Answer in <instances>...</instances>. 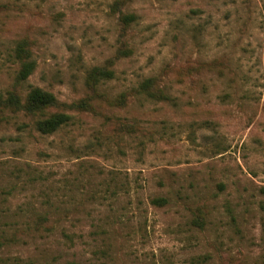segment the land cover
I'll use <instances>...</instances> for the list:
<instances>
[{"label": "rangeland", "instance_id": "rangeland-1", "mask_svg": "<svg viewBox=\"0 0 264 264\" xmlns=\"http://www.w3.org/2000/svg\"><path fill=\"white\" fill-rule=\"evenodd\" d=\"M23 39L37 66L18 84ZM103 64L111 100L69 107ZM149 76L169 100L130 91ZM15 85L72 119L44 134L39 114L0 118V264H264V0H0Z\"/></svg>", "mask_w": 264, "mask_h": 264}, {"label": "trees", "instance_id": "trees-1", "mask_svg": "<svg viewBox=\"0 0 264 264\" xmlns=\"http://www.w3.org/2000/svg\"><path fill=\"white\" fill-rule=\"evenodd\" d=\"M124 24L129 25L136 20V15L132 13H125L120 16ZM123 44L122 46H124ZM13 56L19 63V69L16 72V82L19 84L26 81L29 76L35 71L37 63L32 57V50L28 39L19 41L13 49ZM115 76V71L112 67L103 64L92 67L88 73L87 79L93 94L92 98L85 97L78 103H71L69 107H76L81 110L92 108L90 101L97 97H103L99 92L100 84L106 80L112 79ZM133 94L143 95L147 99L152 100H169L171 97L167 94L163 87L158 85V80L154 76L144 78L137 87L130 90ZM126 93H122L115 103L124 104ZM106 100H111L106 95ZM59 106V102L54 93L45 90L41 87H31L26 96L20 95L17 86L8 90L5 94L0 88V118L6 110H24L29 114H39L36 122L37 129L44 134H52L58 129L70 123L72 115L65 111H49L51 108ZM119 124L125 126L124 128H134L133 125H128L125 122L119 121ZM134 130V129H133ZM152 202L157 205H164L167 203L165 197H157L152 199ZM201 217H196L193 224H201ZM200 226V225H199ZM69 264H76L74 262Z\"/></svg>", "mask_w": 264, "mask_h": 264}]
</instances>
